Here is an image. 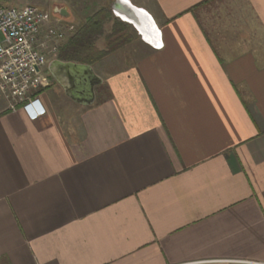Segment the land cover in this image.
Returning a JSON list of instances; mask_svg holds the SVG:
<instances>
[{
	"label": "crops",
	"instance_id": "0c3cea01",
	"mask_svg": "<svg viewBox=\"0 0 264 264\" xmlns=\"http://www.w3.org/2000/svg\"><path fill=\"white\" fill-rule=\"evenodd\" d=\"M129 1L158 46L72 64L93 98L0 92V264H264V0Z\"/></svg>",
	"mask_w": 264,
	"mask_h": 264
},
{
	"label": "built area",
	"instance_id": "2783aa9c",
	"mask_svg": "<svg viewBox=\"0 0 264 264\" xmlns=\"http://www.w3.org/2000/svg\"><path fill=\"white\" fill-rule=\"evenodd\" d=\"M74 29L39 6L19 8L14 0H0V92L11 109L21 108L32 122L47 115L38 94L43 70Z\"/></svg>",
	"mask_w": 264,
	"mask_h": 264
},
{
	"label": "trees",
	"instance_id": "16d2710c",
	"mask_svg": "<svg viewBox=\"0 0 264 264\" xmlns=\"http://www.w3.org/2000/svg\"><path fill=\"white\" fill-rule=\"evenodd\" d=\"M110 22L112 30L106 35V49L98 50L95 42L104 35L105 27ZM132 41L131 27L115 18L110 9L103 8L90 16L84 25L73 33L60 49L58 59L75 65L94 66Z\"/></svg>",
	"mask_w": 264,
	"mask_h": 264
},
{
	"label": "water",
	"instance_id": "95a60500",
	"mask_svg": "<svg viewBox=\"0 0 264 264\" xmlns=\"http://www.w3.org/2000/svg\"><path fill=\"white\" fill-rule=\"evenodd\" d=\"M111 10L113 11L114 15L121 21L135 26L139 30L145 41L151 43L153 46H158L157 44L160 39V32L153 18L147 11L136 8L129 0H117ZM58 13L61 17L68 16V11L66 9H62ZM55 67L59 69L60 73H57L54 67L51 66L49 68L51 75L56 79L58 83L61 84V86L66 90L67 93L69 89L72 88V91H74L75 88L73 84L78 74L84 72H82L77 66L70 63L60 64L57 66V62H55ZM88 69L89 71H92L91 68ZM85 78V82L90 84L87 87L89 88V93L93 98L94 88L95 86H97L98 81L92 79L89 75L87 77L85 76ZM68 86L71 88H69Z\"/></svg>",
	"mask_w": 264,
	"mask_h": 264
},
{
	"label": "rangeland",
	"instance_id": "374dc122",
	"mask_svg": "<svg viewBox=\"0 0 264 264\" xmlns=\"http://www.w3.org/2000/svg\"><path fill=\"white\" fill-rule=\"evenodd\" d=\"M94 1L95 2H93V7L91 9L92 11L91 12H85V13H83L84 11H83V8H82V6L84 5V0H74L73 3H72V1H70L68 3L67 2L58 1L57 3L48 5V6L44 7L43 9L46 10V11H48L52 15H55V14L58 15V12L60 10L65 9V7H63V6L69 7L73 15L71 17L66 18V20L68 21L67 24L70 25V26H72V27H74L75 28L74 29V32H76L78 29H80L84 25V23H85V19L84 18L87 15L92 16V15H94L95 13H97L98 11H100L103 8L110 9L112 15L114 16L113 11L111 10V4L113 3L114 0H94ZM24 5L25 4L23 2H17V3H15V6L16 7H19V8L20 7H23ZM69 22H71V23L73 22L74 24H71ZM111 30H112V22H110V23H108L106 25L104 35L101 36L95 42V47L98 50H104V49H106V46H107V38H106V35H108L109 33H111ZM130 45L131 44H129L128 46H130ZM125 48H127V46H125V47H123V48H121L119 50H123ZM119 50H117L116 52H118ZM55 58L54 59H51V60H55ZM57 59H58V57H57ZM43 73H44L46 79H44L43 85L40 87V90L38 91V94L39 95H43V94L53 95L55 92H58L60 95H62L63 93L61 91V88L57 84L53 85L52 76L49 73L47 67L44 68Z\"/></svg>",
	"mask_w": 264,
	"mask_h": 264
},
{
	"label": "flooded vegetation",
	"instance_id": "af4514ba",
	"mask_svg": "<svg viewBox=\"0 0 264 264\" xmlns=\"http://www.w3.org/2000/svg\"><path fill=\"white\" fill-rule=\"evenodd\" d=\"M60 61L59 59H55V60H50L48 61L47 63V68L49 69L51 66H53L55 68V62H58ZM85 73H81V74H78L75 82H74V92H86L85 94H88L89 95V88L87 86H89L90 84L86 83L85 80V76H84ZM69 87V86H68ZM71 88V87H69ZM85 88V90H84ZM73 89V88H72Z\"/></svg>",
	"mask_w": 264,
	"mask_h": 264
}]
</instances>
